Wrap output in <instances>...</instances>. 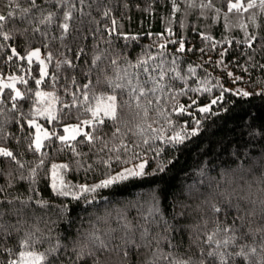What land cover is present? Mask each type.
I'll list each match as a JSON object with an SVG mask.
<instances>
[{
	"label": "snow or ice",
	"instance_id": "6c2138e0",
	"mask_svg": "<svg viewBox=\"0 0 264 264\" xmlns=\"http://www.w3.org/2000/svg\"><path fill=\"white\" fill-rule=\"evenodd\" d=\"M47 0H44L45 6L37 4L36 0H31L27 6L21 7L19 3L10 4L11 12L0 14V37L8 41L14 35L24 36L27 39V29L31 27L32 33L40 32L41 35L47 36V32L43 30L42 26H51L55 21L58 22L60 28V36L64 35L73 27L72 20L74 14L72 5L68 0H54L56 8H63L62 18L58 19V13L55 10H50L46 6ZM83 3V0H81ZM188 9L198 7L200 9L198 15L205 16L207 13L204 9H215L216 15L211 18L216 22L221 11L216 8L211 0H204L199 5L195 0H185ZM228 11L224 12V28L227 30L232 25L228 17L233 9L244 11L247 8L253 7L254 0H248L247 4L242 0H226ZM139 7V5H137ZM149 4L147 8H152ZM180 7L176 0L171 2V16L162 17L166 25L164 32L148 33L149 36H155L161 43L155 45L159 49H164L165 45L171 42L178 43L176 51L195 52V47H186L187 37L180 35L179 37L173 34V17L176 10ZM259 7L264 10V0H259ZM81 11H83L81 9ZM107 16V12L103 13ZM19 19L25 23L23 29L13 27L11 30H3L6 26V21L9 18ZM258 25V21H257ZM79 27V25H76ZM181 28L185 27L183 19L180 20ZM199 25L193 26L192 31L196 32ZM240 28L244 29V39L242 41H233L231 38L225 36L223 39L217 40L211 35L209 31H200L199 36L202 38V48L199 49L201 53L206 50H215L217 45H221V52L215 64L221 68L227 69L228 77L233 78L234 81L242 80L243 77L236 75L228 64L223 63L225 53L229 51L228 48L223 47L225 41L228 44L235 43L237 46L243 43L246 49L253 51V56L248 57L243 64H240L237 57L233 56V60L229 63L236 62L238 68L248 71L251 67L260 68L264 73V64L255 60V54L260 53L261 60H264V34L259 31L249 32V26L241 22ZM117 33V39L123 37L125 41L135 40L141 38L144 34L135 32L117 31L116 20L113 18L111 25L108 26V39L112 43V33ZM165 33L168 39H164ZM95 39V36H93ZM256 40L260 41L259 45H254ZM210 41V43H208ZM25 47V55L28 60V67L31 68L33 58L39 61V77L36 79V85H40L48 75L47 59L51 58V53L46 58H41L39 47L31 49ZM147 47V46H145ZM7 48L11 49L13 55H9L7 59L12 61L14 57H20L23 61L24 57L21 52L13 44H0V51ZM86 45H82L76 52V56L86 54ZM100 53H94L91 57V64L87 65L83 71L90 77L93 66L99 68L98 60ZM164 52L152 53L147 55L142 48L141 53H138L136 58L130 59L125 54L126 63L123 69L116 65L115 76H105L103 80L97 77L96 86L101 88L107 87V91L96 92L89 91L92 81L83 84L82 99L77 98L73 93V99L69 107L75 105L78 107V117L84 115L85 118L79 120L77 123H63L59 109L56 107V100L59 97L55 96L53 92H45L40 88L35 91V101L31 104L30 118L29 113L21 110L15 116H8L5 109L0 107V113H5L4 124L10 120H15L20 124L23 131L25 125L31 126L27 129L28 134L23 137L27 141L26 146H21V136H16L17 146L20 148L19 155L13 149L4 147L0 144V154L5 159H10L15 162L16 170L8 169L7 171L0 169V175L4 177V183L0 185V253L6 259L0 261V264H103L99 253L109 250V244L112 239V229H105V234L101 235L95 229L87 233L86 238L82 240H73L72 247L69 250L67 243L60 240L59 236L52 242V232L49 229L46 233H41V229L33 225L31 229L23 228L22 225L29 223L27 219L29 213L26 211L31 206L33 197L37 205H48V201L43 198L38 187L41 179L50 188V192L54 194L56 199L63 198L68 201H75L77 204L83 201L85 204L94 203L100 196L101 190L120 189L126 186L129 182H135L136 178L148 175L147 167L155 161L152 166V172L161 171L164 168L165 160L170 161L171 156H165L164 153L170 148H178L188 140L189 137L195 136L203 127V122L206 118L215 115L214 107L221 101L228 102L225 93H235L239 96H250L252 93L244 88H224L221 83V77L205 75L200 77L197 69L202 68L200 63H189L187 73L184 74L179 67L176 66V60L180 57L173 55V66L168 70L171 72L176 80L183 82V87H174L166 79L168 73L165 71ZM246 55V53H244ZM156 57L157 62L149 64V61ZM118 57H114L112 63L115 65ZM211 59V57H209ZM251 61V63H250ZM71 68L75 69L77 66L67 58H65ZM61 61H57V68H59ZM87 64V62H86ZM158 69V71H157ZM103 71V69H100ZM31 74V73H29ZM146 76V79L141 77ZM189 76L195 78L196 84L192 86L189 82ZM53 81L56 76L53 75ZM215 79L216 84L209 83L210 80ZM24 81V76L12 74L7 80L0 79V93H6L8 99L12 101L11 109L17 108L18 98H28L31 95V89L27 92L21 91L16 86V81ZM75 81V76L73 77ZM26 83V82H25ZM149 85V86H145ZM214 88H219L218 94L207 96H200V93H211ZM127 90L128 103L132 104L135 101V107L138 109L137 115L143 117L142 123L135 124L134 128H123L126 122L120 118V109L122 107L120 97L123 91ZM165 89L167 91H165ZM10 90V91H9ZM67 91V89H65ZM189 91L192 95H189ZM257 92L264 94V88L257 89ZM144 97L143 102L141 97ZM186 98L187 102H183ZM164 107H161V104ZM155 104L154 109L152 108ZM169 104L171 105L169 107ZM224 111V109H217ZM186 116L188 119L184 118ZM66 115H70L66 114ZM153 117L149 120L148 117ZM39 117H45L48 125H56L51 129L46 127L44 123L39 121ZM111 121V133H105L103 129L108 126ZM155 124L156 126H153ZM189 124L192 126L189 127ZM0 124V127H3ZM85 126H89L91 131L87 130ZM57 127L62 128V133L57 130ZM34 129V131H33ZM168 132H171L169 135ZM14 134L5 131L3 139L10 140ZM131 135V143L129 136ZM264 136V131L260 133ZM87 145L88 152L79 150L78 145ZM100 147H97V145ZM51 148V151L47 149ZM70 149L73 157L71 161H56L52 159L51 164L46 161L57 154L65 153ZM105 149L108 150L109 155H101ZM26 152L39 153V158L35 160L31 167L27 169L28 174H24V167L29 162L21 159ZM152 154L151 156L149 154ZM245 154L248 150L245 149ZM235 155V153H233ZM90 160V162H88ZM259 163V161H256ZM210 164L201 165L197 169L199 180H194L188 185L187 191L191 192L196 188L199 190L207 185L212 188V181L216 180V187H219V181L230 179V170L221 169L219 178L211 175ZM214 170V169H213ZM251 171V168L249 169ZM84 176L81 177L80 173ZM75 174V179H70ZM91 182H86L88 180ZM19 181H27V196L17 192L15 196L12 195L10 189L16 188ZM85 181V182H82ZM261 183H264V173L260 176ZM223 191V190H221ZM234 192H228L223 199H209L206 198L204 205L207 211L204 213L205 217H211L213 228L205 232L203 239L197 238L190 241L188 252L180 253L179 249L182 246V241H178L175 233L182 231L176 227L178 218L184 217L183 209L188 206L182 202H174L173 212L169 216L165 215V210L160 207V204L155 195H153L147 204V211L141 213L144 217L143 223L138 228L126 220L123 216L117 218L123 222L124 230L119 237V244L114 246L112 250L119 251L123 248L122 258L128 260L129 256L135 253L140 254V249L146 248L150 255H147L142 264H264V255L257 254L256 248L247 241L238 243L244 240L245 232L241 231L244 227L245 221L248 217L255 213L241 212V205L239 202H233ZM61 203L58 207L61 210V215L66 214L69 203ZM260 217L264 219V198L259 201ZM176 204H179L181 211H175ZM54 207L56 205H53ZM201 209V205L196 206ZM232 214V222L227 223L228 215ZM223 214L224 220L219 218ZM15 215L17 217L14 223L9 222L4 217ZM237 220L240 223H237ZM209 219L205 218L203 223L207 225ZM251 224V220H247ZM223 224V226H221ZM153 227L158 231L153 233ZM252 232L251 228L247 229ZM256 232L261 233L260 248L264 249V228H256ZM22 233V234H21ZM41 233V234H38ZM138 233V234H137ZM191 236L192 233H189ZM47 239L49 241L48 247L43 250H37L39 244ZM166 242L168 251L161 247V242ZM154 245V246H153ZM197 251H192L194 246H197ZM214 245V246H213ZM67 253L64 256L61 253V248ZM18 249V250H17ZM206 249V250H205ZM255 254V259L253 255Z\"/></svg>",
	"mask_w": 264,
	"mask_h": 264
},
{
	"label": "trees",
	"instance_id": "16d2710c",
	"mask_svg": "<svg viewBox=\"0 0 264 264\" xmlns=\"http://www.w3.org/2000/svg\"><path fill=\"white\" fill-rule=\"evenodd\" d=\"M30 2L31 0H0V14L11 12L10 4L19 3L21 7H24ZM171 2L172 0H83V3H81V0H68V3L73 6L72 11L75 19L72 20L73 27L64 37L60 36L61 30L55 20L51 26H42L43 30L47 32V36L41 35L40 32L33 34L31 27H28L27 39L24 36L14 35L11 40L6 41L3 37H0V44H13L21 52V56L24 57L23 61L20 57H14L12 61H9L7 57L13 55L11 49L7 48L0 51V74L24 76V81L17 80L16 86L23 92L31 89V95L27 99L25 97L18 98L15 110L11 109L12 101L8 99L7 94L0 93V107L5 109L8 116H15L17 112L23 110L29 113L30 118L31 104L35 101V91L40 88L42 91L53 92L55 96L59 97L56 100V107L59 109L63 123L79 122L85 116L80 115L78 117L79 109L77 106L69 107L73 99V93L76 94L77 98L82 99L83 84L89 80L92 81L89 88L90 92L93 90L96 92L107 91V87L96 86L97 77L103 80L105 76H115L116 65L123 69L126 63L125 54L134 60L137 54L141 53L142 48H144L147 55L165 53V71L168 73L166 79L174 87H183V82L176 80L173 74L168 71L173 66V55L180 57L175 64L184 74L187 73L189 63H200L203 66L197 69L200 77H204L206 74L213 77L219 76L225 89L240 87L252 93L247 97H237L234 92H226L228 102L221 101L214 107L215 115L204 120L200 132L189 137L178 148H170L169 151L164 153L165 156H171V160H165L163 170L152 172V166L155 164V161H153L151 165L146 166L148 175L136 178L135 182H129L120 189L101 190L99 198L92 204H85L83 201L77 204L75 201H71V198H68L71 203H69L67 213L61 215L58 205L68 201L63 198L56 199L54 194L50 192V188L41 179L38 187L43 198L49 203L48 205H37L35 203L37 197H33L31 206L26 209L29 213L27 219L30 222L22 225V229H31L33 225L39 227L41 233H46L51 229L52 242L55 241L58 235L62 242L67 243L69 250L72 247L71 242L73 240L86 238L87 233L93 229L101 235L105 234V229H112L109 250L99 253L103 264H142L145 257L150 255L146 248L142 247L140 249L139 256L136 255L135 249H133V253L128 260L122 258V247L119 251L112 250L114 246L119 244V237L124 230L123 222L117 218L118 216L125 217L134 228H138L144 220L141 213L147 211L148 201L153 195L156 196L160 207L165 210V215L169 216V219H171L170 214L174 209V202H182L188 207L183 209L184 217L178 218L176 221V227L183 230L177 231L175 235L178 241H182L179 252L190 255L191 252H188L190 241L198 237L203 239L205 232L213 228L214 222L211 217H205L204 215L207 211L206 205H204L205 199H223L228 192H234L238 196L233 195V202L240 203L241 212L245 213V210H247V212L254 211L255 213L247 218V220H251V224L247 220L245 221L244 227L241 229L245 232L244 240L238 241V243L247 241L256 248L257 254L264 255V249L260 248L261 233L255 231L256 228H264V219L260 217V204L258 202L261 198H264V183L260 181L261 173H264V136L260 135L264 131V94L257 92V89L264 88V73L258 67H251L246 72L242 68H238L236 62L229 63L233 60V56L237 57L240 64H243L248 57L253 56V51L246 49L243 43L238 46L235 43L230 45L226 40L223 45V47L229 49L224 54L223 63L228 64V67L236 75L243 77L239 81H234L233 78L228 77L227 69L215 64L220 56L221 45H217L214 51L210 49L203 53L199 51L202 48L200 31H209L217 40L227 36L233 41H242L244 39V29L240 28L239 25L244 22L249 26L250 34L255 31L264 34V10L260 9L259 0H254L253 7L244 11L233 9L228 17L232 27L226 30L224 28V12L228 11L226 0H211L216 8L221 9L216 22H213L211 18L216 15L215 9H204L207 15L200 16L198 15L200 11L198 7L188 9L185 0H176L180 7L176 10L175 15L171 17L174 21L173 34L177 37L185 35L187 37L186 47L197 49L195 52L181 53L176 51L178 43L174 44L169 40L164 49H159L155 45L161 43V41L155 36L147 35L148 33L164 32L166 25L162 17L171 16ZM201 2H204V0H195L197 5ZM242 2L247 4L248 0H242ZM36 3L41 4L42 7L45 6L44 0H36ZM149 4L153 5L150 9L147 8ZM46 6L58 13V19L62 18L63 8H56L54 0H47ZM105 12H107V16L103 15ZM113 18L116 20L117 31L139 32L144 35L139 39L125 41L123 37L117 39V33L114 32L110 44L108 26L111 25ZM181 19L185 22L184 28L180 26ZM77 24L79 27L76 26ZM196 25H199V27H197L196 32H193L192 28ZM14 26L23 29L25 23L19 17L9 18L3 30H11ZM93 36H95V39H93ZM164 39H168L166 33ZM259 44V40L254 42V45ZM25 45L28 49L39 47L44 58L51 53V58L46 60L48 75L40 85L35 83L39 77V61L33 58L31 68L28 67ZM82 45H86V54L76 56V52ZM97 52L101 54L98 60L99 68L93 66L92 74L89 77L83 69L91 64V57ZM114 57H118L115 65L112 63ZM65 58L71 60L77 67L75 69L71 68L64 62ZM255 60L264 64L259 52L255 54ZM57 61H61L59 68H57ZM153 62L158 63V59L153 57L149 64ZM100 69H103V71H100ZM53 75L56 76L55 81L52 79ZM74 76L75 81H73ZM141 78L146 79V76L142 75ZM189 82L192 86L196 84L195 78L191 76H189ZM209 83L215 85L216 80L212 79ZM165 91L167 90L165 89ZM219 91V88H214L211 93H200L199 95L205 96L204 102H206L207 96L218 94ZM189 95H192L190 91ZM128 100V93L125 89L120 97L122 105L120 118L126 122L122 125L123 128H134L135 124L143 122V117L137 115L138 109L135 107V101L133 100L132 104L129 105ZM143 100L144 97L142 96L141 101L143 102ZM183 102H187L186 98L183 99ZM154 107L155 104L152 108L154 109ZM161 107H164L163 103ZM217 109H224V111H218ZM5 113H0V124L4 125L0 127V144L13 149L19 155L20 148L17 146L16 136H21L20 144L26 146L27 141L23 137L28 134L27 129L31 126L25 125V129L22 131L20 124L15 120H10L7 124H4ZM69 113L70 115H66ZM184 118L188 119L186 114ZM38 119L50 129L56 126L48 125L45 117H39ZM148 119L151 121L153 117L150 116ZM111 123L109 121L108 126L103 129L105 133H111ZM153 126L156 125L153 124ZM191 126L189 124V127ZM85 127L91 131L89 126ZM57 130L62 132V128L57 127ZM5 131L14 134L10 140L3 139ZM168 134L170 135L171 132H168ZM129 142L131 143V135L129 136ZM97 147H100V145L98 144ZM78 148L82 152H88L86 144L78 145ZM245 149L248 150L247 155ZM47 151L50 152L51 148ZM109 154L111 153L105 149L101 155L107 156ZM20 158L29 162L23 169L24 174L27 175V169L39 158V153L26 152ZM52 159L59 162L78 158L73 157L69 149L65 153L47 159L46 163L51 164ZM256 161H259V163H256ZM206 163L212 166L210 168L212 176L218 179L221 169H228L231 174L230 179L219 181V187H216L217 182L213 180L212 188L205 185L199 190L194 188L191 192L187 191L188 185L194 180L198 181L200 179L197 175V169ZM10 168L16 170L18 174L15 162L5 159L0 154V169L7 171ZM250 168L251 171H249ZM80 176L83 177L84 173L81 172ZM69 178L75 179V174ZM86 182H91V180L89 179ZM3 183L4 177L0 175V185ZM27 186V181H19L17 187L10 189V191L13 196L17 192L27 196L29 194ZM197 205H201V209H197ZM181 210L179 204H176L175 211ZM205 218L210 221L207 225L203 223ZM3 219L14 223L17 217L10 215ZM219 219L224 220L223 214ZM231 222L232 214L230 213L227 223ZM237 223L239 224L240 221L237 220ZM248 228L253 231L248 232ZM152 231L155 233L158 229L153 227ZM189 233H192V235L190 236ZM48 243L49 241L45 239L43 243L39 244L37 250L48 247ZM161 247L165 251L169 250L166 242L162 241ZM198 247L199 245L194 246L192 251H197ZM60 251L64 256H67L63 247ZM4 259L6 257L0 253V261ZM253 259H255V254ZM89 264H91V261H89ZM256 264H259V262L257 261Z\"/></svg>",
	"mask_w": 264,
	"mask_h": 264
},
{
	"label": "rangeland",
	"instance_id": "374dc122",
	"mask_svg": "<svg viewBox=\"0 0 264 264\" xmlns=\"http://www.w3.org/2000/svg\"><path fill=\"white\" fill-rule=\"evenodd\" d=\"M40 55H41V58H44V56L42 55V53L40 52ZM10 75H3V74H0V79H4L5 81L7 80V78L9 77ZM46 92V91H45ZM56 103V102H55ZM62 133V132H61Z\"/></svg>",
	"mask_w": 264,
	"mask_h": 264
}]
</instances>
